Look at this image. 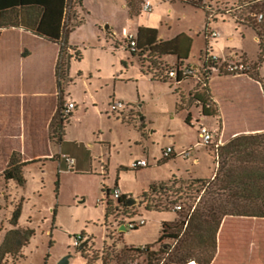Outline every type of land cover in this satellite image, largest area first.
<instances>
[{
    "label": "rangeland",
    "instance_id": "obj_1",
    "mask_svg": "<svg viewBox=\"0 0 264 264\" xmlns=\"http://www.w3.org/2000/svg\"><path fill=\"white\" fill-rule=\"evenodd\" d=\"M150 1L153 4L151 12L142 11L145 0L137 1L141 13L133 15V19L155 27L165 39L180 33L189 35L193 40L191 61L200 60L207 47H211L213 53L220 55L223 52L229 53L230 50L240 52L244 48L252 57L255 58L257 55L258 46L252 40V32L242 27H254V22L245 24L237 22L235 17H223L226 9L233 8V16L247 19L250 6L235 8L243 0H203L209 18L211 17L210 21H207L204 9L192 4L181 1ZM69 2L71 8L66 19L68 26L72 25L69 14L73 16L77 8L83 7L80 0H69ZM84 7L89 11L87 20L91 28L96 22L109 19L108 25L112 22L121 29L130 14L124 0H84ZM83 17L79 14L76 21ZM216 17L218 21L213 20ZM207 24L211 31H218L222 36L207 39L205 37ZM262 29L264 33V25ZM229 38L233 39L229 40ZM216 43L219 48L215 47ZM81 51L85 66L99 65L103 75L111 76L114 73L112 63L124 69L120 58L131 57V54L122 48L112 51L102 49L97 43H92L90 46L86 44L85 47H81ZM261 55L260 52L259 58H262ZM150 56L152 57L146 52L142 57L143 64L145 67L149 66V70L155 67L160 72L165 66L175 65L174 62ZM138 66V60L135 59L134 67L129 71L134 69L138 74L140 72ZM73 73V76L77 75V71ZM150 76L152 77L151 74ZM150 76H136L138 82L134 79L115 83L117 92L126 96L136 98L139 89L138 93L143 103L140 113L135 108L130 113H123V116L121 111L113 113L110 108H104L109 105L108 97L113 89V81H109L108 87L104 86L100 89V81L95 80L94 84L98 87L96 94L98 106L83 108V105H80L79 120L74 119L68 127L70 135L79 137V141L87 144L86 149L81 151L79 174L75 171L59 174L56 163L43 161L23 167L25 187L17 188L11 182L7 188L4 179L0 178V246L11 229L34 231L29 244L23 248L25 256L9 255L5 258L4 264H45L48 254H50V264H59L67 255H72L70 264H87L81 249L86 241L89 242L83 249L95 264H148L145 255L139 254L125 260L120 258V252L125 247L149 245H153L152 248L157 250L160 245L155 243L160 237L162 223L172 222L177 218L174 205L181 204L184 209H188L192 202L190 195L197 194L195 190H188L189 182L194 179L189 178L209 177L213 170L217 169L216 162L214 166L216 149L213 146L197 147L189 159L180 156L169 160L164 158L163 152L167 148L173 147L179 152L195 146L198 141V127L186 122L189 108L184 104L186 102L190 105L196 102L195 97L192 96L195 89L190 90L191 87L188 88L184 84L176 86L171 80L167 82L153 80ZM248 76L263 83V79L259 76V67ZM105 77L101 76V78ZM230 84L234 83L225 80L213 81V89L219 92L218 96L221 98L219 106L226 120L227 133L233 130L264 127V91L246 95L245 90L241 89V95L236 96L235 98L238 99L234 101L224 91V88ZM192 85L203 91L202 83L197 79H193ZM77 89L84 96L85 89L80 84ZM208 99L211 102L210 96ZM193 111L197 115V109L193 108ZM215 122L212 116L206 117V123L211 127L215 126ZM220 140V136L217 135L215 141ZM226 143L223 141L221 146ZM195 156L200 158V163L197 165H193L192 162ZM137 158L146 159L150 165L138 170L130 169L129 166ZM178 176L187 179L177 178ZM161 182H168V189L149 194L151 186ZM117 185L123 194L135 200L149 194V198L154 200L153 204L156 202L160 204L159 210L148 209L147 204H138L134 207L137 212L134 217L124 214L108 217L106 212L110 198L105 191L114 189ZM4 194L8 195L7 198ZM201 195L202 193L199 194ZM111 199L114 198L111 196ZM163 205H167L168 209L162 210ZM18 210H20L19 216L14 220V214ZM140 220H145L146 225L134 230L130 228L121 230L122 225L128 226L131 221ZM79 236L84 238L79 246H75L74 241ZM245 257L248 258L245 264H253L252 254H247ZM191 263L198 264L196 260L186 262V264ZM254 264L257 263L254 261Z\"/></svg>",
    "mask_w": 264,
    "mask_h": 264
},
{
    "label": "crops",
    "instance_id": "obj_2",
    "mask_svg": "<svg viewBox=\"0 0 264 264\" xmlns=\"http://www.w3.org/2000/svg\"><path fill=\"white\" fill-rule=\"evenodd\" d=\"M124 1L128 6V2L126 0ZM82 4L83 7L77 8L73 13V16L71 13L69 14V20H72V24L76 22L77 16L79 14L84 17L81 18V20H83L81 24L75 23L76 26L70 28L67 38V45L69 47V52L73 54V57L70 60V67L66 73V80L62 81V86L59 84L60 79L57 75V66L61 49V45L59 43L43 38L35 34L33 31L21 26H5L1 29L0 178L2 180L4 178L1 176V174L7 168L10 159L14 154L20 156L22 161L27 162L28 164H39L43 161H52L53 163L57 164L59 174L64 172L68 173V171H75L79 174V170L81 168V151L86 149L87 144H85L84 141H79V137H73L70 135L68 127L74 119L77 121L79 120L80 105H83V108H87L88 106H98L96 103L98 101L96 97V94L98 93V87L94 84L95 80L100 81V89H103L104 86L108 87L107 84L109 81H113L114 83L112 92L108 97L109 105L108 107L106 105L104 107L105 109H111V103L114 100H121L126 103V108L119 110L121 111L122 116L124 115L123 113H130V111L135 108L140 113V110L143 107L140 94L138 93L139 89H137V97L134 98L132 96H126L123 93L117 92L115 83L129 82L136 79V76L139 75L140 77H146L148 75L150 76V74H153V71L150 70H157V68L150 66L151 69L149 70V66L145 67L143 64L144 62L142 57L145 54L143 56H140L139 54H133L123 46L122 31L125 27H127L137 35L138 29L140 27L151 29H155V27L146 25V23H143L140 20L135 21L133 19V15H138V13H131V10L128 6L130 13L129 18L126 19V22L121 26V29L116 27L112 22H110V25H108L107 22L109 19L96 22L91 28L87 20L89 11H86L84 7V0H82ZM224 16L226 15H223V17ZM213 20L218 21L219 19L216 17ZM236 25L240 26L237 23ZM104 26L106 28H104ZM242 27L246 31L252 32V40L258 46V52L255 58L252 57L245 48L240 50V52H231L230 50L229 53L223 52L221 55L219 53L215 54L219 55L220 57L235 60L247 58L250 61H257L261 52L259 34L253 27ZM177 36H186L191 38L189 35L184 33H180ZM177 36L165 39L163 35L157 30L158 41H168L176 38ZM221 36L222 34L220 33L219 37ZM232 39L233 38H229V40ZM243 39H245V36ZM92 43H97L102 49H111L112 51L122 48L129 52L132 58L121 57L120 60L124 69H122V67H116V65L112 63V68L114 70L113 76L103 75L101 66H85L83 64L84 56L81 51V47H85L86 44L90 46ZM192 44L189 57L185 59L184 62L187 65L196 66L201 63V59L197 62L191 61ZM216 46L217 43L215 44V47ZM216 48L219 47L217 46ZM76 50L79 52V56H76ZM181 53L184 54L185 51H182ZM154 56L161 60L174 62V64L178 62L177 55H164L161 57H158L157 55ZM149 57L152 56L149 55ZM135 59L138 60V67L140 68V72H138V74L134 69L131 72L129 71L130 68L134 67ZM97 60H99V57H97ZM76 71L77 75L73 76V72ZM101 76L107 77L101 78ZM259 76L263 79V83L254 77L246 75H227L214 73L209 81V91L206 93V96L201 92L200 89L193 87V85H195H192L193 79L183 82L182 84H184V86H187L188 88L189 86L191 87L190 90L195 89V93L192 96L206 101L209 104L207 105L209 108L208 110H214L217 113L215 116L204 115L202 113V104L200 101H196L194 104L190 105L185 102L184 104H186L189 108L187 117L190 124L197 126V123L201 122L208 125L215 134V140L217 135L220 136V141H222L220 143H223V141L229 142L232 138L241 134L264 132V127H254L246 130H233L228 134L225 125L226 120H224L219 106V104H221V98L218 96L219 92L213 89V81L215 80H225L227 82L232 81L234 84H230L228 87L224 88V91L226 95H228L231 99L233 98L235 101L238 99L235 97L241 95V89L245 90L244 94L246 95H249V93L251 94V92H256L257 94L259 92L263 93L264 61L259 69ZM138 81L139 80L136 79V82ZM79 84L85 89L84 96L83 94H80L77 89ZM233 86H236V88H233ZM209 96L211 98V102L208 101ZM61 100L63 105L65 103L72 102L75 104V107L69 114V120L66 123L62 142L60 144H56L51 139L50 124L59 108V102H61ZM212 105L214 107H212ZM193 108L197 109V115L193 113ZM116 112L118 111H113V113ZM207 116H212L215 118L216 122L214 127H211L208 123H206ZM216 130L218 131L217 133L215 132ZM89 145H92V143H89ZM174 150L176 151L175 148ZM182 151L183 150L179 152ZM66 156L74 158V164L71 169L68 168V163L65 160ZM176 158L178 157L174 156L171 159ZM138 159L143 158H137L135 160ZM192 160L193 165L200 163L199 157L195 156ZM121 168L126 169V167L122 166ZM214 173L215 169L209 177L191 176L190 178H210L214 176ZM177 178L183 177L178 176ZM4 181L5 185H7V188H9L8 185L11 182L16 185L13 181H6L5 179ZM16 187L20 188L17 185ZM117 187L119 186L117 185ZM4 195L5 198H7L8 195ZM23 248L20 252V255L25 256L23 253ZM247 254H252V259L257 264H264V217L226 216L223 219L217 234V252L211 264H245L246 261H248V258L245 257ZM9 255L14 256L12 254H7L6 257ZM18 256L19 255H16L15 257ZM49 256L50 254H48L45 264H50L51 260L49 259ZM71 260L72 255H70L68 264L71 263Z\"/></svg>",
    "mask_w": 264,
    "mask_h": 264
},
{
    "label": "trees",
    "instance_id": "obj_3",
    "mask_svg": "<svg viewBox=\"0 0 264 264\" xmlns=\"http://www.w3.org/2000/svg\"><path fill=\"white\" fill-rule=\"evenodd\" d=\"M126 1L131 13H140L137 6L138 0ZM163 1H181L200 7L205 10L207 21H209V12L205 9L203 0ZM80 2L82 5V0ZM69 3V0H0V36L1 29L5 26H21L61 45L57 66L60 86H62V81L66 80V73L73 57L68 49L67 38L70 28L76 25H66L67 14L71 8ZM253 8L254 6H251V10ZM82 22L83 20L80 19L75 23L81 24ZM191 44V38L186 36H177L168 41H158L156 29L140 27L137 33L136 51L127 49L140 56L146 52L158 57L177 55L178 62L174 66H181L185 64L184 60L189 57ZM260 49L263 50L262 44H260ZM182 51L185 53L182 54ZM75 54L79 56L77 50ZM259 60L264 61L261 58ZM172 67L165 66L161 68L160 72L158 69L152 70L151 78L163 82L171 80L176 85V80L168 75V70ZM187 80L185 79L183 82ZM206 83L208 84L209 80H206ZM170 86H173L172 83ZM208 91L209 88L206 86L202 92L206 96ZM195 99L201 102L204 115H217L216 111L208 110L207 105L209 104L206 101L196 97ZM68 120L69 115L63 112L61 100L50 124L51 139L54 143L62 142ZM186 122L190 124L188 117ZM215 155L217 161L214 159V166L216 162L217 169L214 176L212 178L195 177L190 181L188 190H195L197 194L190 195L192 202L188 209L175 210L176 220L162 223L160 237L155 243V245H160L159 248L154 250L153 245L146 246L145 250H142L141 247H125L120 252V258L129 260L140 254L147 257L148 264H186L189 260H196L198 264H211L217 252V234L226 216L264 217V132L238 135L220 146L215 151ZM27 164L22 161L20 156L14 154L1 176L6 181H14L18 187H23L26 184L23 167ZM58 185L59 183H57ZM167 185L168 182L153 184L149 194H155L161 189H168ZM105 192L110 198L106 212L108 217L112 215L118 217L119 214L129 217L136 216L135 206H126L131 197L123 194L118 199H111L110 190L106 189ZM201 193L202 195L199 196ZM149 194L143 196L140 204H147L148 209L159 210L160 204L158 202L153 204L154 200L149 198ZM162 207V210L168 209L167 205ZM19 213L20 210L16 211L14 220H17ZM33 234L34 231L31 229L18 228L8 231L0 246V264H4L7 254H12L14 257L20 256L22 248L29 244ZM82 250L87 264H95L86 255L85 250Z\"/></svg>",
    "mask_w": 264,
    "mask_h": 264
},
{
    "label": "built area",
    "instance_id": "obj_4",
    "mask_svg": "<svg viewBox=\"0 0 264 264\" xmlns=\"http://www.w3.org/2000/svg\"><path fill=\"white\" fill-rule=\"evenodd\" d=\"M254 6L252 10L249 12V16H247V19H239L237 16H233V8L226 9L224 12V15L229 16L230 18H234L240 23L245 24H251L252 22L254 25V29L259 34V41L260 44L263 45L262 53V60L264 59V33L262 32V26L264 25V0H243L241 3H239L235 8L240 9L244 8L246 6ZM153 8V4L150 0H145L143 3L142 11L150 12ZM211 20V17L209 18V21ZM220 36V33L218 31H211L209 28V25L205 28V37L207 39H213L218 38ZM122 42L123 46L127 49L130 48L133 52L136 51L137 47V35L132 32L129 28L125 27L122 31ZM213 49L210 47L206 49L205 53L202 55L201 63L192 66V65H181V66H173L168 70V75L176 80V85H180L185 79H197L199 83H202V88L208 86L209 83H206V80L211 79L212 75L214 73L218 74H232V75H249L252 72L257 69V67L261 66V61L258 59L257 63L254 61H250L247 58H240L238 60L235 59H229L220 57L219 55L212 52ZM181 79H178V78ZM75 107L74 103H65L63 105V112L66 115H69L73 108ZM126 108V103L121 100H114L111 103V110L112 111H119ZM198 133H199V140L196 143L195 146L188 148L186 150H183L182 152H176L173 147L167 148L163 154L165 158H172L174 156L182 157V158H189L192 156L193 151L199 147H209L213 146L216 150L221 146L220 141H215V134L213 131L209 128L208 125L198 122ZM66 162L68 163V168L71 169L74 164V158L66 156L65 157ZM150 164L146 159H138L136 161H133L130 165L131 169H141L148 167ZM110 196H112L114 199L120 198L123 194L119 187H115L114 189L110 190ZM101 202V201H100ZM174 210L181 211L183 209V206L181 204H176L173 207ZM147 222L145 220L140 221H131L127 228L135 229L141 226H144ZM84 237L79 236L76 237L74 244L75 246H79L80 242L82 241ZM142 250L146 249V246L141 247Z\"/></svg>",
    "mask_w": 264,
    "mask_h": 264
},
{
    "label": "water",
    "instance_id": "obj_5",
    "mask_svg": "<svg viewBox=\"0 0 264 264\" xmlns=\"http://www.w3.org/2000/svg\"><path fill=\"white\" fill-rule=\"evenodd\" d=\"M108 27V26H107ZM143 200V197L139 200H135L133 198H131L127 203H126V206L128 207H132V206H136L138 204L141 203V201ZM121 230H126V226L125 225H122V228ZM89 241H86L82 246H81V249H83L87 244H88ZM69 258H70V255L66 256L65 258H63L60 262V264H68L69 262Z\"/></svg>",
    "mask_w": 264,
    "mask_h": 264
},
{
    "label": "bare ground",
    "instance_id": "obj_6",
    "mask_svg": "<svg viewBox=\"0 0 264 264\" xmlns=\"http://www.w3.org/2000/svg\"><path fill=\"white\" fill-rule=\"evenodd\" d=\"M191 264H195V263H191Z\"/></svg>",
    "mask_w": 264,
    "mask_h": 264
}]
</instances>
